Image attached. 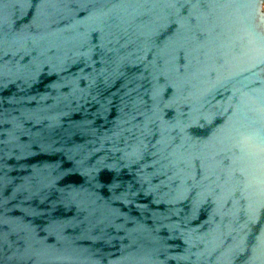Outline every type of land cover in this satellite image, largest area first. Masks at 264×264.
<instances>
[{
    "label": "water",
    "instance_id": "95a60500",
    "mask_svg": "<svg viewBox=\"0 0 264 264\" xmlns=\"http://www.w3.org/2000/svg\"><path fill=\"white\" fill-rule=\"evenodd\" d=\"M257 1L0 0V264H264Z\"/></svg>",
    "mask_w": 264,
    "mask_h": 264
},
{
    "label": "flooded vegetation",
    "instance_id": "af4514ba",
    "mask_svg": "<svg viewBox=\"0 0 264 264\" xmlns=\"http://www.w3.org/2000/svg\"><path fill=\"white\" fill-rule=\"evenodd\" d=\"M264 0H258L257 1V5ZM253 28L256 31V34H258L264 42V10L259 13L257 11V14L255 15V17L253 18V24H252ZM252 42V41H251ZM254 44V42H252ZM261 76L264 78V67H263V71L261 73Z\"/></svg>",
    "mask_w": 264,
    "mask_h": 264
}]
</instances>
